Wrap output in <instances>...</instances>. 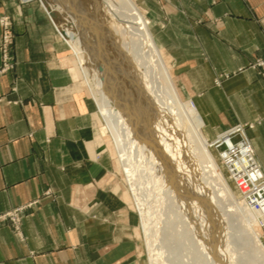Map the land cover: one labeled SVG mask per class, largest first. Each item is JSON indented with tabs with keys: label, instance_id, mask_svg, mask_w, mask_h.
Segmentation results:
<instances>
[{
	"label": "crops",
	"instance_id": "0c3cea01",
	"mask_svg": "<svg viewBox=\"0 0 264 264\" xmlns=\"http://www.w3.org/2000/svg\"><path fill=\"white\" fill-rule=\"evenodd\" d=\"M143 1L145 13L160 16L153 31L161 48L168 47L166 34L174 32L175 45L180 44L182 52L190 50V55L176 59V92L181 98L190 97L206 113L211 154L258 231L256 227L264 225V199L259 198L264 197V73L249 66L264 55L260 24L264 0ZM2 14L14 20L17 64L14 73L0 75V215L42 197L49 188L69 193L71 187L64 181L76 170L71 169L72 162L81 163L78 170L85 171L83 161L94 144L92 132L104 121L97 92L98 121L93 125L90 104L77 89L75 80L82 74L91 85L79 59L81 70H64L56 63L50 50L53 31L36 22L45 16L41 9L0 0ZM169 16L172 22L161 28V18ZM1 56L0 50V65ZM235 124L248 127L250 141L242 127L213 137L212 130ZM38 210L27 221L26 245L15 242L0 225V264H37L36 255L63 241V236L56 240L47 235L48 211L54 214L53 208Z\"/></svg>",
	"mask_w": 264,
	"mask_h": 264
},
{
	"label": "bare ground",
	"instance_id": "6f19581e",
	"mask_svg": "<svg viewBox=\"0 0 264 264\" xmlns=\"http://www.w3.org/2000/svg\"><path fill=\"white\" fill-rule=\"evenodd\" d=\"M76 1L40 0L95 84L142 216L148 264H264L263 236L209 149L207 115L176 92L150 21L131 0H100L110 36L105 17H88Z\"/></svg>",
	"mask_w": 264,
	"mask_h": 264
},
{
	"label": "rangeland",
	"instance_id": "374dc122",
	"mask_svg": "<svg viewBox=\"0 0 264 264\" xmlns=\"http://www.w3.org/2000/svg\"><path fill=\"white\" fill-rule=\"evenodd\" d=\"M41 1L47 5L46 0ZM81 1L83 2H80V0L76 1V4L80 10L85 12L86 15H89L88 17H96L100 22L104 20L105 17V20L101 23H105L110 36H113V28H111L113 19L107 14L103 5L99 3L100 0H93L94 2L92 0H87V2L84 0ZM17 2L20 7H39L49 20L50 23H48L45 16H38L36 22H38L37 24L39 27L42 26L43 29H51L53 31L50 39L54 43L50 50L57 59L56 63H60L59 66L63 67L64 70L73 67L81 70V67H78L79 61L81 63L80 58H78V61L75 53L64 42L60 33L54 29L40 0H17ZM84 2L86 3L84 4ZM88 2L91 6L88 5ZM131 2L137 7L139 13L150 21V31L152 32H150V34H153V36L155 35L154 40L157 41V33H155L153 29L157 27L156 23L159 22L160 16L154 17L149 15V13H145V3L143 0H131ZM88 6L92 11L96 12L94 13L88 10L89 8H85ZM95 6L99 9L96 8L95 10ZM91 14L92 16H90ZM98 15H100V18ZM29 20L30 17L25 20V23ZM171 22L172 16L162 17L160 27L164 29V26L168 27V23L170 24ZM260 24L264 29V18L260 20ZM0 29V50L2 53L0 75H7L15 72L17 64L14 53L16 33L14 31V20L11 15L2 14L0 16ZM166 36L167 37H164V39H167L166 43L168 47L162 48L161 52L166 65L170 68V73L173 78L172 82L174 84L176 59H180V57L185 54L190 55L187 53L190 50H186L185 52L186 48H183L184 50L182 52L180 44L178 46L175 45L174 32H168ZM5 40L8 42L7 52L9 54V60L6 61L7 65L4 64L6 49ZM105 42L106 48L109 47L108 42ZM182 45L186 46V44ZM261 61H264V55L256 56L249 68L259 74H263L264 65L261 66ZM183 65L186 68L187 63ZM224 77L228 78L229 75L226 74ZM75 81H77V89L83 92L90 104L91 118L94 125V123L98 121V109L94 96L97 91L92 77L89 79L91 85H89L83 74L82 79L80 78ZM189 98L190 97L182 96V100L184 101H191ZM220 115L221 113L219 114V119ZM97 124L98 125L94 127V132H92L94 144L88 149L87 158L83 161L84 166H82V168L85 171L79 172V164L81 163L72 162L71 169L76 170L69 175L67 174V181H64L66 182L65 186L69 184L71 187L69 193L60 194L55 189L49 188L42 194V197L10 209L0 215V225H2V229H4L6 233L10 232L15 242L26 245L27 240L24 232L25 228L28 226V219L33 217L38 209V211H40L47 207L48 210L53 208L56 218L54 217L53 219L52 215L54 214L48 211L49 221L46 227L49 229L48 231H50V233L47 235L55 237L56 240L62 236L64 238L60 244L55 246L56 248H49L48 246L51 250L45 248L47 249L44 250L46 253L44 252L42 255H36L37 264H148L146 248L143 243L142 216L138 210L134 193L128 183L127 175H125L126 172L122 167L119 154H117V146L111 136L112 133L107 129V125L104 121H100V124ZM241 127L244 129V134L250 141L247 135L248 127L241 124H235L233 127L224 128L222 130L216 128L212 130V134L214 138H217L219 133H233ZM54 183H56V181ZM256 228L258 232L260 231L262 233L264 239V225L260 227L257 226Z\"/></svg>",
	"mask_w": 264,
	"mask_h": 264
},
{
	"label": "built area",
	"instance_id": "2783aa9c",
	"mask_svg": "<svg viewBox=\"0 0 264 264\" xmlns=\"http://www.w3.org/2000/svg\"><path fill=\"white\" fill-rule=\"evenodd\" d=\"M3 24V23H2ZM7 28V27H6ZM6 41V40H5ZM8 42L6 41V49H5V56H4V64H6V61H8L9 60V54H8V52H7V49H8ZM7 65V64H6ZM264 65V61H261V66H263ZM8 68V67H7ZM231 152H232V155L234 156V152L231 150ZM236 172H238V171H236ZM252 185V184H251ZM259 198H261V199H264V197H262V196H260L259 195Z\"/></svg>",
	"mask_w": 264,
	"mask_h": 264
}]
</instances>
